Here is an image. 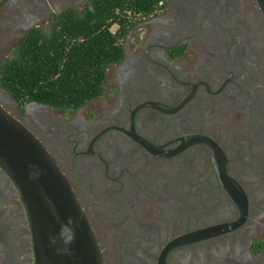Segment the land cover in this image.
Masks as SVG:
<instances>
[{
    "label": "flooded vegetation",
    "instance_id": "af4514ba",
    "mask_svg": "<svg viewBox=\"0 0 264 264\" xmlns=\"http://www.w3.org/2000/svg\"><path fill=\"white\" fill-rule=\"evenodd\" d=\"M90 1H7L0 50ZM126 18L123 58L100 97L63 111L22 106L0 88V105L69 183L103 264H264V19L254 0H155ZM0 264H34L25 210L1 169Z\"/></svg>",
    "mask_w": 264,
    "mask_h": 264
},
{
    "label": "trees",
    "instance_id": "16d2710c",
    "mask_svg": "<svg viewBox=\"0 0 264 264\" xmlns=\"http://www.w3.org/2000/svg\"><path fill=\"white\" fill-rule=\"evenodd\" d=\"M154 2L91 0L89 9L66 11L77 16L61 19L59 27L27 32L0 62V88L22 106L37 103L63 111L100 97L107 67L123 58L117 39L125 35L127 13L148 14ZM114 25L116 34L110 31Z\"/></svg>",
    "mask_w": 264,
    "mask_h": 264
},
{
    "label": "water",
    "instance_id": "95a60500",
    "mask_svg": "<svg viewBox=\"0 0 264 264\" xmlns=\"http://www.w3.org/2000/svg\"><path fill=\"white\" fill-rule=\"evenodd\" d=\"M264 19V0H254ZM0 169L25 210L34 264H103L89 223L69 183L44 147L0 105ZM230 181L223 182L227 187ZM224 231L210 228L180 238L181 244Z\"/></svg>",
    "mask_w": 264,
    "mask_h": 264
},
{
    "label": "rangeland",
    "instance_id": "374dc122",
    "mask_svg": "<svg viewBox=\"0 0 264 264\" xmlns=\"http://www.w3.org/2000/svg\"><path fill=\"white\" fill-rule=\"evenodd\" d=\"M38 1H39V3H40V1H42L45 5H47L49 7H51V3L52 2H55V0H38ZM5 5H6V3H4V4H2L0 6V15L1 16H3V14L7 10V8H6ZM25 5H26V3L23 2V3H19L18 6L22 10V9H24V6ZM37 25L43 27V24H41V25L40 24H37ZM4 46H5L4 49L0 50V61L6 60V59L10 58V56H11V50L10 49H7V47H10V44L9 43H5Z\"/></svg>",
    "mask_w": 264,
    "mask_h": 264
},
{
    "label": "built area",
    "instance_id": "2783aa9c",
    "mask_svg": "<svg viewBox=\"0 0 264 264\" xmlns=\"http://www.w3.org/2000/svg\"><path fill=\"white\" fill-rule=\"evenodd\" d=\"M7 1H9V0H0V6H1L2 4L6 3Z\"/></svg>",
    "mask_w": 264,
    "mask_h": 264
}]
</instances>
